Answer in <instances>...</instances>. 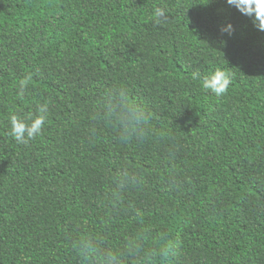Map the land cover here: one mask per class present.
I'll return each instance as SVG.
<instances>
[{"label":"trees","instance_id":"16d2710c","mask_svg":"<svg viewBox=\"0 0 264 264\" xmlns=\"http://www.w3.org/2000/svg\"><path fill=\"white\" fill-rule=\"evenodd\" d=\"M156 9L170 22L156 26ZM254 20L226 0H0V264H80L72 241L95 237L119 254L145 228L149 248L181 243L160 264H264V32ZM197 70L228 72V95L205 94ZM119 89L148 112L149 141L121 144L93 120ZM44 104L43 135L17 144L11 117ZM124 168L143 184L117 206Z\"/></svg>","mask_w":264,"mask_h":264},{"label":"clouds","instance_id":"9594fccd","mask_svg":"<svg viewBox=\"0 0 264 264\" xmlns=\"http://www.w3.org/2000/svg\"><path fill=\"white\" fill-rule=\"evenodd\" d=\"M227 5L234 7L241 15L252 18L257 30L264 32V0H226ZM169 17L161 9L155 10L154 23L156 26L169 23ZM231 25L221 29V34L231 35ZM193 80L200 81L205 94L221 100L228 95L232 85V77L228 72L217 70L213 74L203 77L197 70L192 75ZM33 77L28 75L19 83L18 96L23 99L31 86ZM49 105L44 104L38 108V116L28 115L25 120L13 115L10 120V136L19 145L29 146L30 142L43 135ZM94 121L104 122L114 126L121 144H129L133 141L145 143L151 138L150 116L138 103L130 100L127 91L119 89L113 92L102 104L93 116ZM26 121H31L27 123ZM93 131H95L93 129ZM143 184L142 179L133 174L127 168L120 171L115 179V189L111 193L112 202L119 206L123 203L124 193ZM149 229H143L134 236L129 237L121 253L117 254L104 247V242L90 236H82L71 243L72 250L80 259V264H124V257L133 260L134 264H160L181 254V243H167L165 247H148L151 239ZM167 240V237H158Z\"/></svg>","mask_w":264,"mask_h":264}]
</instances>
